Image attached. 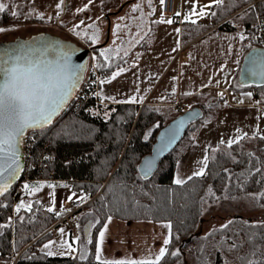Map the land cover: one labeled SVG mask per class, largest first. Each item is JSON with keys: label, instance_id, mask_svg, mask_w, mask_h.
<instances>
[{"label": "trees", "instance_id": "obj_1", "mask_svg": "<svg viewBox=\"0 0 264 264\" xmlns=\"http://www.w3.org/2000/svg\"><path fill=\"white\" fill-rule=\"evenodd\" d=\"M251 1L224 0L220 6L212 5L210 12L216 15L210 16L219 22ZM248 8L242 22L244 31L251 32L257 18L264 17V0H258ZM10 21L8 13L0 17V25ZM19 21L25 20L15 19L14 23ZM260 45L264 46V42ZM252 46H245L244 53ZM99 50L95 49L97 53ZM95 62L97 70L107 76L122 64L123 58L116 55L105 61L97 54ZM238 72L239 68L229 89L255 90L257 100L264 103V85H240ZM217 100L211 98L206 104L194 105L202 109V115L189 124L180 141L160 160L156 171L147 179H143L138 172L140 159L150 151L159 128L183 110L166 118L158 105L117 103L105 106L112 107L113 111L108 118H103L98 112L91 113L92 108L102 109V104H86L76 111L67 108L49 126L37 130V142L38 147L52 157L50 168L54 172L53 177L70 182L73 189L82 190L92 197L82 206L83 211L94 216L92 224L95 227L91 229L93 243L87 242L88 236L86 240L89 259L80 261L75 258L77 254L72 257L47 256L43 252L32 254L28 247L25 248L34 238H37V245L48 240L50 233H42L56 222L57 216L41 208L35 200L32 201L31 211L21 209L11 215V196L18 182L0 197V224L7 225L0 228V258L9 259L12 254L18 253L14 264H98L94 259L96 234L106 218L111 216L123 220L171 221L173 239L168 247L170 252L179 249V253L177 256L167 255L162 264L174 263L185 251L194 254L203 264H246L248 259H256L252 255L253 246L258 245L264 250V240L260 238L264 235V228L253 226L255 222L252 219L236 214L231 219L234 223L227 229L220 227L205 236L199 232V222L205 201L213 203L223 198L242 197L249 205H264V198L257 201L250 198V194L264 191V139L252 135L231 148L219 144L214 148L215 152L210 150L208 153L210 159L205 176L185 180L182 185L173 181L177 159L191 145L193 134L217 113ZM150 130L151 135L145 140ZM183 142H186L185 148L176 154ZM253 165L260 167L261 173H256ZM230 175L231 180L228 179ZM100 188L102 190L97 194ZM209 188L214 195L209 194ZM97 220L99 223H96ZM214 237H221V240L208 262L206 254ZM233 242L238 247L231 248ZM241 250L243 254L237 256L235 263L222 261L221 252L232 254Z\"/></svg>", "mask_w": 264, "mask_h": 264}, {"label": "rangeland", "instance_id": "obj_2", "mask_svg": "<svg viewBox=\"0 0 264 264\" xmlns=\"http://www.w3.org/2000/svg\"><path fill=\"white\" fill-rule=\"evenodd\" d=\"M125 1L127 0H93L92 4H90L84 12L78 13L76 9L83 7V5L85 4H88L89 0H63L61 10L63 11L65 9L66 11L64 15L62 14L63 18L61 19L62 15H57V12H60L61 10H58L56 8V4L59 2V0H0V3L8 5V9L5 12L0 13V17H4L5 13H8L9 17L12 19L10 23L0 25V27L8 29V31L0 32V39H10L16 35H22V40H25L24 36L30 34L31 31L43 29L56 32L57 34L64 37L72 38L77 43L83 46H91L93 44H91V42L89 41L88 36L83 35L86 26L95 21L97 27L99 28V40L96 44L103 42L107 36L108 23L105 14L108 12H112L109 16L108 39L106 43L100 47V49H112L113 51L109 53L110 57L120 55L123 58V63H125L126 68L125 71L117 76L114 80L110 78V82H106L104 84L100 83V90L101 88L103 89L109 87L110 92H112L113 95L116 96V98L123 101L130 100V97L132 96H136L138 100L141 99V97L146 98V100L150 102L156 99L171 101L172 98H167L166 91L169 90L172 92V88L175 87V80L172 79L174 77L173 66H170V64H168V58L171 50H173L176 44L177 32L175 31V29H177V25L172 23L173 26L169 30L170 34L168 35V37L155 39L156 37L153 33L155 24H153L152 26L151 23H156L155 21L159 20L157 18H152L147 10H153L154 13L162 15L163 13L161 11L160 0H151V4H149V0H128L127 3H125ZM257 2L258 0H253L246 5L239 7L237 10L233 11L230 15L219 22H215L211 18V16L208 15L207 20L210 24V27L220 28L221 25H223L224 27L227 26L229 28L235 29V31L227 35L224 31L221 30H216L217 33L215 31L206 32L201 36L202 39L196 41L195 43H193V45L190 46L192 57L199 51L203 54V59L201 60L202 65L197 70H192L194 74H200V83H204V85L207 84L209 86L214 84H221V81L219 79L212 80L208 78V75L211 72H228V66L225 65V61L228 60L227 58L224 60L223 57H229L234 54L237 49H243V41L240 39V32L244 30L242 21L248 12V6H254ZM193 3H196L197 11H199V7L209 4L210 0H174V13L170 15V17L175 15L176 13H179V8L180 6H182L183 13L181 15L184 18L185 15L190 13ZM136 4H139L140 8L137 9V11L133 12L132 6ZM205 10L210 12V9ZM12 11H18L20 14L17 17H13L11 15ZM38 13H43L45 18L40 19ZM26 16L27 18H25ZM48 17H51V19H48ZM97 17H99V19H97ZM121 17H124V19H120ZM192 18L199 19L200 17L193 16ZM15 19L25 21L14 23ZM81 20L85 21V24L82 25L80 29H78V31H81L82 34L80 36H77L74 32L70 31V29L73 27V25L78 24ZM221 22L223 23L220 24ZM117 24L121 25V27L118 31H114ZM232 24L235 25L233 26ZM195 25L197 26V29L194 31V35L199 34L206 28L205 26H201L197 23H195ZM215 25H218V27ZM87 31L89 35H91L94 29H87ZM224 36H228L230 40L226 42L225 45H221V40ZM154 39V46L152 48L149 49L145 46V49H141L142 44L149 45L151 42H153ZM230 48L231 50H229ZM117 49H119L118 52L116 51ZM94 52L97 53L95 50H93V53ZM125 53H127V55H125ZM95 60L91 58V62H94V64L96 63ZM193 63L197 62H192V64ZM99 75L100 81H106L110 74L107 76H103L99 72ZM196 81L197 79H195V82ZM209 86L202 87L200 94L190 97L189 102L185 104V107L189 108L194 106L195 104L201 103L206 104L209 99L205 100L203 99L204 97L208 96V94L211 93H215L216 96L220 93V91L218 90L207 88ZM103 101V108H92L91 113L97 114L98 112L103 118H108L113 111V108H107L105 106H108L109 104L113 106L117 103L110 102L109 100H105L104 98ZM185 107L177 106V108L173 109L172 107L167 108L166 106H160V109L165 113V117L167 118L173 115L175 112L178 113L181 108L183 109ZM106 112L107 117L105 116ZM185 146L186 142L181 143L175 153L178 154L181 149L185 148ZM176 178L177 177H175V179ZM39 183H43L44 187L33 195H28L24 190V198L21 200H23L27 204L31 202L35 197H41V199L45 201L44 203H46V205L50 207L51 204L49 202L51 201V196L49 195V193L54 192L55 195H57L60 199L63 197H68L69 193L72 191L69 187L70 182H59L58 184H55L50 181H41ZM48 184L56 185V187L49 188ZM64 185H67V187H65ZM101 190L102 188L99 189L97 194H99ZM85 194L89 198V200L92 198L87 193ZM247 202L248 201L242 197L223 198L220 200H216L213 203L205 201L203 203V212L199 222V232H201V235L205 236L208 233L220 228L222 224H226L236 214H241L244 216V218H250L253 222L263 221L264 207L256 204L255 206H252L249 205V202ZM64 204L62 205L63 209H65ZM58 211H61L60 206L58 207ZM15 213L16 211L14 209L13 214ZM10 214L12 215V210ZM70 219L71 218H68V220L60 219L58 222L56 221L57 223L55 222L56 224H52H55L54 232L52 230L49 231L51 238H49V241L54 242L53 245H51L52 251H58V249H60L59 245L65 240L71 243ZM72 224L77 225L74 221L72 222ZM61 228L64 229L63 234H61V232L59 231V229ZM47 229L42 234L46 233ZM36 239L37 238H34L30 242H32L33 240L35 241ZM220 240L221 237H214L210 240L209 250L206 254V260L208 262L212 260L214 250L218 247V243ZM30 242L26 244L25 248ZM34 245H36L38 248V246H40L41 244L37 245L36 243H34ZM28 249L30 251V248ZM39 252L40 250L38 248V253ZM239 254H243V250L239 252H232V254L221 252V258L222 261L235 263ZM17 256L18 253L12 254L9 259L12 258L15 261L17 259ZM0 264L11 263L0 261ZM172 264L203 263L194 254L185 251Z\"/></svg>", "mask_w": 264, "mask_h": 264}, {"label": "snow or ice", "instance_id": "obj_3", "mask_svg": "<svg viewBox=\"0 0 264 264\" xmlns=\"http://www.w3.org/2000/svg\"><path fill=\"white\" fill-rule=\"evenodd\" d=\"M93 0H89L88 4L83 5V7L77 8L76 11L84 12ZM161 5L165 3V0H160ZM151 4V0H149ZM224 4V0H210L209 4L199 7L197 11L196 3L192 4L191 11L189 14L184 16V20H191L193 24L196 23V20L192 19L193 16L204 17L208 15L215 16V12H209L205 9H210L212 5L220 6ZM63 0H59L56 4L58 10L62 9ZM140 8L139 4L132 6V11L135 12ZM8 9V5L0 3V13L5 12ZM20 13L18 11H12L11 15L17 17ZM30 15V13H29ZM59 15V11L57 12ZM177 16L180 13H176ZM40 19H44L43 13H38ZM27 18V16L25 17ZM51 19V17H48ZM99 19V17H97ZM120 19H124L121 17ZM156 23H167L172 24L174 21L172 19L164 20L161 18ZM85 24V21L81 20L78 24L73 25L70 31L74 32L77 36H80L82 33L78 31L82 25ZM121 25L117 24L114 31H118ZM87 29H94V31L89 35ZM8 31L4 27H0V32ZM177 33L180 32V29H175ZM83 35L88 36L91 44L95 45L99 40V28L96 25V22L86 26V29L83 32ZM240 39L244 40L245 36L243 32L240 33ZM179 42H177V47ZM231 50V48L229 49ZM112 49L101 48L98 52L99 57H103L105 61L111 59L109 53L112 52ZM117 52L119 49L116 50ZM173 51H176L174 48ZM79 49L72 48L66 44H62L59 41H31L15 44L10 47H0V196H4L8 193L9 189L12 187V182L19 178L20 172L23 170L21 166V152L20 145L23 143V138L29 130L43 129L46 125H50L53 122V117L58 115L60 111L68 104L69 100L73 97L75 91L79 88V84L83 79L82 73L86 64H74L72 63V57L77 55ZM50 54H53L55 58H50ZM127 55V53H125ZM92 59H97V53L92 54ZM248 64L243 69L244 73L250 77H261L264 78V53L259 52L258 50H253L249 55ZM103 67L104 65H98ZM125 69L119 68L117 71L112 72L111 79H115L119 76ZM173 80L176 77L172 78ZM106 82L101 80L100 83L104 84ZM206 86V85H205ZM175 87L172 88V93L175 94ZM192 93L185 92L184 95H191ZM100 96L99 93L96 94ZM220 96H223V93H219ZM247 96H251L252 93H246ZM105 99H113V97H104ZM163 98V97H162ZM141 99H143L141 97ZM136 96L130 97L131 102H136ZM259 103V102H257ZM107 117V112L105 113ZM259 119V117H258ZM183 125V120L178 121L171 128H169L165 133H162L160 136V142L155 146L153 154L149 157H146L143 160V163L140 165V173L143 179H147L156 167L157 160L161 157L169 148V146L175 141L177 135L179 134L180 128ZM155 127H159L156 125ZM258 127V126H257ZM238 135L234 139H229L226 143L229 148L233 144H237L240 140L247 138L248 133H243L240 135V129H236ZM151 135V130L145 135V140ZM254 137H260L259 129L257 132L253 133ZM220 145L225 144V141L222 139L219 141ZM213 152L216 149H212ZM208 149H205V155L203 156L200 163L202 166L192 172L191 176L187 177V180L193 179V177H203L206 175V169L209 164V155ZM251 155V154H250ZM214 158V157H213ZM251 164L252 161L249 160ZM255 167V165H253ZM225 172H228V169H224ZM262 169L260 167H255L256 173H261ZM231 175L228 177L231 180ZM186 181L180 177H177L174 180V183L177 185H182ZM67 187V185H64ZM44 187L43 183H39L38 186H29L25 183L23 188L28 195H33L35 192L39 191ZM49 188H55L56 185L48 184ZM126 187V186H125ZM209 194L214 195L209 188ZM52 197L51 204L52 206L48 207V212L55 211V193H49ZM76 194L68 196V200H72L73 196ZM250 198L253 201H257L260 198H264V191L250 194ZM80 202H84L87 197H80ZM39 203V201H37ZM7 207L8 205H4ZM264 207V205H261ZM21 209H27L28 211L32 210L31 202L25 203L21 200L15 205V211L20 212ZM63 211H71V209H63L61 206V211L55 212L57 216H60ZM23 219V217H20ZM108 222H111L112 217L108 216ZM96 223H99L97 220ZM234 221L229 220L226 224H222L220 227L222 229H227L230 224ZM245 224H248V221H244ZM163 227L168 229V234L162 242L158 253L149 252L145 257L141 258H122V259H104L102 258V249L101 245L105 239V233L108 227V224L105 223L103 227L99 230V238L95 243V252L94 258L98 264H162L166 259L167 255L177 256L179 249L175 251H169V245L173 239L172 233V224L171 221L164 223ZM255 227L264 228V221H258L253 224ZM7 225L0 224V228H5ZM79 227V225H77ZM95 227V224L89 223L85 226L84 231L88 234V243H93L91 238V229ZM61 234L64 233V229H59ZM256 234H253V236ZM253 237H250L252 239ZM264 240V235L260 237ZM81 237L76 236L75 241H80ZM53 241L43 245V249L46 250L45 254L47 256L55 255H72L76 253V259L80 261H87L89 259L86 248L78 249L73 247V243L68 241H63L59 247L62 251L54 252L51 250V245ZM231 248H236L238 245L233 242L230 246ZM66 249V250H65ZM252 255L256 259H248L246 264H264V250H262L258 245L253 246ZM243 259V258H242Z\"/></svg>", "mask_w": 264, "mask_h": 264}, {"label": "crops", "instance_id": "obj_4", "mask_svg": "<svg viewBox=\"0 0 264 264\" xmlns=\"http://www.w3.org/2000/svg\"><path fill=\"white\" fill-rule=\"evenodd\" d=\"M65 9L59 12V15L65 14ZM147 12L154 19L161 20L163 18L165 21L168 19H172L174 24L177 25V28L180 29V32L177 33L176 44L174 48L176 51L171 50L168 58V64L173 66V76L175 79V94L171 91H166L167 98H172L171 101L156 99L154 101H148L146 98L137 99L136 102H131L130 100H120L110 92L109 87L101 88L100 94L102 98L104 97H113V99H105L109 100L113 103H135L140 106L143 104H153L160 106H166L167 108L172 107L173 109L180 107L181 104H187L189 102L190 97L193 95H198L201 93V88L209 86L204 83H200L199 81V73L194 74L192 70H197L201 65V60L203 59V54L199 51L193 57L191 56L190 46L193 45L196 41L202 39V35L206 32L221 30L224 31L225 34H230L234 32L235 29L229 28L227 26L220 28H212L207 27L199 34L194 35V31L197 29V26L191 22V20L185 21L182 17L183 9L182 6L179 8L180 15L176 14L170 15H159L154 13L153 10H147ZM61 16V19L63 18ZM197 20V24L201 26L208 25V16L200 17L199 19L192 18ZM201 21V22H198ZM67 22V21H66ZM152 26L155 24L153 33L155 34V39L166 38L170 34L169 30L173 26V24L167 23H151ZM185 26V28H183ZM149 45L142 44L141 49L152 48L154 45V41ZM230 39L228 36H224L222 38V44L225 45ZM177 42H179V46L177 47ZM243 49H237L234 54L231 56L223 57L225 60L227 58L228 61H225V65L228 66V72L219 73V72H211L208 75V78L214 80L219 79L221 84L211 85L207 88L214 89L223 93V96L219 94L216 96L215 93L208 94V96L203 99H218L217 107L219 108L217 113L205 121L200 128L193 134V140L191 145L179 156L176 161L173 181L175 177H180L182 179L187 180L188 176L192 175L193 171L198 170L202 165L198 163L202 160L205 155V149H208V153L210 150L214 149L219 145L220 140L225 141V145H227V141L229 139H234L238 135L236 129H240V135L243 133H248V136H252L253 133L257 132L259 129L260 135L264 137V103H261L257 100L256 96L253 95V90H230L229 84L236 74L240 60L244 54L245 46L242 42ZM220 47V46H219ZM173 48V49H174ZM224 51V50H223ZM214 52V51H212ZM221 55V53H220ZM193 59V61H192ZM192 62H197L193 63ZM119 68H126L125 63L117 67L114 71H117ZM113 71V72H114ZM112 73L108 76L109 80L111 78ZM183 76V79H182ZM195 79L197 81L195 82ZM106 80V81H107ZM110 81V80H109ZM185 92L192 93L191 95H184ZM251 92L252 95L249 97L246 93ZM169 100V99H168ZM149 102V103H148ZM259 102V103H257ZM259 117V119H258ZM258 126V127H257ZM207 153V154H208ZM41 181H50L55 184L59 182H67L65 180L60 179H42L36 180L32 182H28L29 186H38V183ZM69 187L71 188V192L68 196L75 193L72 200H68V197L58 198L55 195V212L58 211V207L62 206L64 203L65 209H71V211H63L60 216H57V220L59 221L64 216L70 222H76L75 229L72 232L70 230V242L73 243V247H76L78 251L80 249L86 248V240L88 234L84 231V228L87 224L93 223L94 216L90 212H85L82 210V206L89 200L86 194L83 191H78L72 188L69 183ZM36 193V192H35ZM34 193V194H35ZM80 197H87L84 202H80ZM45 198V197H43ZM52 200V197H50ZM39 201V206L43 209H48L49 206L44 203L41 197H35L32 201ZM31 201V202H32ZM51 204V201L49 202ZM44 205V206H43ZM52 206V204L50 205ZM64 219V218H63ZM107 223L108 227L105 233V239L103 244L101 245L102 249V258L112 260V259H122V258H141L145 257L150 251L158 253L160 247L162 246V242L166 235L168 234V229L163 227L166 221L155 222L150 220H123L112 217L111 222H108L107 219L103 223V225ZM100 227V229L103 227ZM52 226V225H50ZM49 226V227H50ZM99 229V230H100ZM99 230L96 234V242L99 238ZM76 236H80V247L78 246V241L74 242V238ZM51 239V238H50ZM50 239L46 240L40 246H38L40 252L45 253L46 250L43 249V245L46 244ZM95 242V243H96ZM66 250V249H65ZM62 251L58 249L59 252ZM76 253L72 255H55L60 257H72ZM95 259V258H94ZM0 261L9 262L14 264V259H4L0 258Z\"/></svg>", "mask_w": 264, "mask_h": 264}, {"label": "built area", "instance_id": "obj_5", "mask_svg": "<svg viewBox=\"0 0 264 264\" xmlns=\"http://www.w3.org/2000/svg\"><path fill=\"white\" fill-rule=\"evenodd\" d=\"M161 11L164 15H172L174 13V0H165V3L161 5ZM222 23L223 22H221L220 24ZM218 25L215 26L218 27ZM232 25L234 26L235 24ZM241 32H243L245 36V39L242 40L244 46L262 44L264 42V17L257 18V21L254 24L253 30L251 32H246L244 30ZM92 54L93 51H90V61L88 63L84 79L67 105V108H69L71 111H76L86 104H103L104 102L100 94V75L94 62H91ZM97 93H99L100 96H97ZM255 94L256 91L253 90V95ZM180 107H185V104H181ZM37 137V130H30L24 136V170L21 175V179L18 181V185L14 189L11 196L12 215L15 209V205L24 198L23 185L25 183L42 179H54V172L50 168L52 157H48L45 150L38 147ZM31 173H34V175H31ZM63 218L64 220H67L65 216ZM55 224L50 226L47 229V232H49L50 230L54 232ZM74 229L75 225L70 222V230L73 232ZM34 243L35 241L33 240L27 245V247L30 248L31 253L33 254L38 253V248L36 245H34Z\"/></svg>", "mask_w": 264, "mask_h": 264}, {"label": "water", "instance_id": "obj_6", "mask_svg": "<svg viewBox=\"0 0 264 264\" xmlns=\"http://www.w3.org/2000/svg\"><path fill=\"white\" fill-rule=\"evenodd\" d=\"M111 13L112 12H108V13L105 14V16H106V18L108 20L106 39L103 42L95 44V45H92V46H83V45H81V44H79V43H77L75 41H72V40H69V39H63V38H60V37L52 36V35H50L48 33H44L43 35L36 34V35L31 36L29 38H25V40H22L23 38H20V39H17L15 41L8 42V43L0 42V47H10V46H14L15 44H19V43H23V42H31V41H37V42L38 41H59L62 44H66V45H68V46H70L72 48L79 49V52L77 53V55L72 57V63H74V64H81V63L86 64V67L84 68V71L82 73V76H83V79H84L85 72H86V69H87V66H88V60H89V57H90V51L100 48L102 45H104L106 43V41L108 39L109 16H110ZM253 50H258L259 52L264 53V46H261V45L252 46L244 53V55L242 57V60H241V63H240V66H239V72H238V83L240 85H243V86H245V85H253V86H262V85H264V78H261V77H250V76H247L244 73V71H243V69L248 64V59L247 58L249 57V55L252 53ZM50 58H55V57H54L53 54H50ZM83 79H82V81H83ZM81 82H80V84H81ZM80 84H79V86H80ZM67 105L60 111L59 114H61L62 112H64L67 109ZM202 113H203L202 109L199 106H192V107L186 108L181 113H179L178 115H176L175 117L170 119L165 125H163L157 131L156 136H155V140H154V142L151 145L150 151L147 154L143 155L142 158L140 159L139 163H138L137 168H138L139 174L141 175V173H140V165L143 163V160L146 157H149V156H151L153 154V150H154L155 146L160 142V136H161L162 133H165L169 128H171L178 121L183 120V125L180 128L179 134L177 135L175 141L169 146L168 150L161 157L158 158L157 164H156V167L153 170V173L158 168L160 160L168 152H170L174 148V146L180 141V139L184 135L187 127L189 126V124H191L192 122L196 121L202 115ZM58 115L53 117V120ZM46 126H49V125H46ZM36 130H39V129H36ZM23 140H24V138H23ZM20 152H21V166H22V169L24 170L23 143L20 145ZM23 170L20 172L19 178L12 182V187L21 179V175L23 173ZM152 174L149 177H151ZM11 188L9 189V191L11 190ZM0 197H2V196H0Z\"/></svg>", "mask_w": 264, "mask_h": 264}, {"label": "flooded vegetation", "instance_id": "obj_7", "mask_svg": "<svg viewBox=\"0 0 264 264\" xmlns=\"http://www.w3.org/2000/svg\"><path fill=\"white\" fill-rule=\"evenodd\" d=\"M44 33H48V34H50V35H52V36L60 37V38H63V39H69V40L75 41V40L72 39V38L64 37V36H62V35L57 34L56 32H53V31H50V30H43V29H37V30H35V31H31L30 34H28V35H26V36H24V37H25V38H29V37L34 36V35H36V34H41V35H43ZM22 37H23L22 35H16V36H14L13 38H10V39H0V42L8 43V42H12V41H15V40H17V39H20V38H22ZM75 42H76V41H75Z\"/></svg>", "mask_w": 264, "mask_h": 264}]
</instances>
